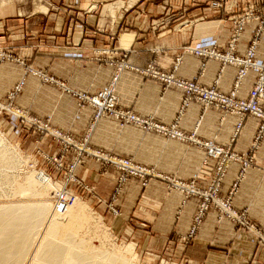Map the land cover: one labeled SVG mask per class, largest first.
I'll return each mask as SVG.
<instances>
[{"label": "crops", "instance_id": "1", "mask_svg": "<svg viewBox=\"0 0 264 264\" xmlns=\"http://www.w3.org/2000/svg\"><path fill=\"white\" fill-rule=\"evenodd\" d=\"M64 1L65 15L62 18L50 15L45 23L40 17L22 15L18 5L0 4V53L12 54L19 60L11 63L0 59V101L21 80L25 66L47 72L58 85H45L28 77L16 99V110L47 122L74 140L86 141L92 149L131 160L155 176L145 187L138 179L128 180L119 196L112 200L117 172L88 160L74 173L87 191L81 192L77 186L75 189L76 184L69 188L74 187L72 191L78 198L103 220L113 222L112 229L125 226L137 231L146 227L147 231L139 233V237L150 250L166 244L177 247L179 243L171 240L172 236L188 233L199 200L169 190V183H193L199 190L207 189L218 161L206 160L198 145L214 144L238 156L251 157V165L242 174L239 162L229 164L219 193L227 198L235 189L231 196L234 208L245 211L251 222L264 229V138L252 150L258 120L246 119L236 132L238 117L192 102L177 123L180 138H170L133 125L121 126L108 117L94 122V109L79 107L75 97L94 95L111 83L115 72L101 61V51L126 49L131 69L118 74L116 80L119 107L152 118L163 126L175 124L182 90L172 87L164 91L160 82L143 77L137 69L154 64L165 73L174 68L180 79L198 77L204 58L190 50L228 52L235 21L245 14H262L264 0ZM215 2H220V9L211 6ZM174 10L178 17L174 26L154 27L157 22L153 20L170 16ZM258 25L256 18L246 23L234 42L233 55L246 54ZM205 61V70L198 77L200 84L229 94L237 67L215 59ZM256 61L264 63V27ZM256 78L257 72L250 70L237 92L239 98L248 97ZM0 141L2 146H11L29 161L30 169L58 176L50 161L58 158L60 145L41 139L4 108H0ZM0 158L9 161V157ZM72 158L73 153H68L65 164ZM9 163L14 169L13 163ZM186 255L191 264H264V248L228 222L218 221L214 211L204 218Z\"/></svg>", "mask_w": 264, "mask_h": 264}, {"label": "rangeland", "instance_id": "2", "mask_svg": "<svg viewBox=\"0 0 264 264\" xmlns=\"http://www.w3.org/2000/svg\"><path fill=\"white\" fill-rule=\"evenodd\" d=\"M55 1H57L58 3L55 4L54 3ZM164 1L165 0H163V2ZM12 3L15 5H18L20 7L22 15H25V16L30 15V16L40 17L41 18L40 20L42 21V23H45L48 16H50V15H57V16L59 15V16H61V18H62V16L65 15L64 10L66 9V7H65V1L64 0H0V4H4V5H9ZM216 5L221 6L220 2H215V3L211 4V6L215 9L221 8V7L217 8ZM250 15H254L255 17L257 16V14H254V13L250 14ZM177 19H178L177 13H176V10H174V13H172L170 16H165V17L163 16L157 20H153V21L157 22L154 27L158 29V28H162L164 26H169V27L174 26L177 22ZM232 40H231V42H232ZM231 42H230V44H231ZM211 50H214V49H193L190 51H192L194 53V51H211ZM128 54H129V52L126 49H123V50L122 49L104 50V51L100 52V56H102L101 61L105 65L110 66L114 69V72H115L114 76L112 78L111 83H109L107 87H105L103 90H100L99 92H97L94 95L77 94L75 97L78 100V106L79 107L88 106V107L93 108L88 103L89 99L93 98L94 96H97L101 92L111 90L115 94V88H116L115 84H116V80L118 78V74H121L125 70L131 69V66L128 62ZM0 59L5 61V62H11V63L12 62H19V60L17 58H15V56H13L12 54L0 53ZM205 60H208V59L203 60L201 67H200L198 77H201L204 70H205V67H206V61ZM175 65L177 66V64H175ZM24 68H25V70H24L23 77L13 87V89L7 94V96L2 101H0V108L8 109L9 116L16 118L17 121H19V123L23 127L27 128L29 131L37 134L41 139L46 138V139L52 140L49 136L43 135V134L41 135L39 132H36L35 130L31 129L30 120H36V121H39L41 123L47 124L48 126H50V125L47 122H43L41 120L33 118L32 116L27 115L24 112H20L19 110H16L15 102H16L18 95L21 93V91L25 85V81L28 77L37 78L42 84H45V85H58V84L54 80V78L50 77L47 74V72H44L41 70H35L34 68H32L30 66H25ZM137 72H139L143 77H145L147 79L156 80V81L160 82L162 84V89L164 91L169 89V88H172V87L177 88L179 90H182L180 87H178L177 83L187 84V83L197 82L198 84H200V82L198 81V77H195L191 80L180 79V78H177L175 76L174 68H173V71L171 73H165V72H161V71L157 70L154 64H148L143 69H137ZM161 78H163V79H161ZM164 78L170 79V81L167 82ZM59 86H60V88H64L63 85H59ZM182 92H183L182 104L180 107L179 114L175 120V124H173L171 126H163L161 124L156 123L152 118H149V117L143 118V117L137 116L135 114L141 120H147L151 124L150 128L147 130H145L139 126H136V127H139L146 132H154V133L161 134L163 136L170 137V138H180L181 133L178 132V130H177V123L179 121V118L183 114L184 110H186V108L190 105V103L196 102V101H191L188 104V106L184 108L183 102L185 99V93L183 90H182ZM79 96H81L82 100L79 99ZM87 98H89V99H87ZM116 99H117V97H116ZM117 103H118V99H117ZM118 107H119V103H118ZM120 109H122V108H120ZM124 110H126V109H124ZM94 111H95V109H94ZM95 114L96 113H94V122H95ZM108 118H111V117H108ZM112 119H114V118H112ZM116 121H118V120H116ZM119 124H120V122H119ZM123 126H125V125H123ZM156 126L163 128L164 131L157 130ZM173 132L178 133L179 135L174 136V135H172ZM74 141L81 144V142H83L84 140L83 141L74 140ZM0 145H1L0 150H1V148H2L3 152L7 150V154H8V155H0V156L3 158L9 157L10 162L13 163V165H14V169H11L12 168L11 164H10V168H9V164H8V169H9L8 172H11V171L14 172V176H12V178H13L12 183L13 184H6L5 185L3 182V179L0 180V207H2L4 205H5V207L9 206V205L16 206V207L23 206V205L24 206H27V205H38V206H40L41 205L42 207H45V209H46V217L42 223L43 224L42 226L46 227L50 218L54 217V218H56V220L60 224L66 225L67 227H69L73 230H76V232L78 231L80 236L85 238L88 243L90 242L89 243L90 245L97 246L100 249L103 248L102 250L110 251L112 249L111 251H113V250H115V248L116 249L120 248L119 250H123V248L125 249V248L131 247L130 248L132 251L131 257L134 259L133 260L134 264H191V263H189V259L186 255V251L189 247H191L193 245L194 238L197 235V232L199 231V229H200V227L204 221V218L207 216V214L210 211H214L216 213L218 221L228 222L237 231H240L241 233H243L247 236H251L260 247L264 248V229H262L261 227L255 225L253 222H251L247 218V214L245 211H240V210L235 209L233 204H232L231 196L235 192V189L233 190V192H231V195L229 194V196L227 198L222 197L219 193L220 188H221V184H222L223 179L225 177V173H226L228 166L231 162H239L242 165L241 174L244 172V170H246L251 165V162H250V164H248V166H244L245 161H246V156L241 157V156H238L237 154L231 152L230 150H226V149L222 148L224 151H229L232 155H234V157L236 159L227 162L225 172H224V176L220 182L219 189L217 190V193L215 194L214 198L211 200V203L208 205L207 210L205 212L202 210L201 206L204 202V199L210 193L209 189L211 188V186L215 183V181L217 179L216 178L217 169L222 164V160H223L221 157L216 158V159H207V157H206V160H217L218 165L216 167L215 176L212 180L211 185L205 190L204 189L199 190L196 187L198 189V192H194L188 186V185H190V183L178 184L177 182L176 183L170 182L169 188H168L169 190L179 191L182 194H184L186 198H189V197L197 198L199 200L198 209H197V212L193 218V222H192V225H191L188 233L185 235H182V236H178V235L172 236L173 238L171 240H173L175 243L178 242L179 246L172 247V244H166L165 246L161 247L160 249L154 248V250H150L147 247V242L146 241L144 242L143 241L144 239L142 237L141 238L139 237V233L143 234L144 231L145 232L147 231L146 227H142L141 229H138L137 227H135L140 231H138V230L135 231L136 229H134V230L131 229L132 231L130 229L127 230L125 226H120L121 228L116 227V228L112 229V226H113L112 223L113 222H109L108 220H103L99 216V213H97L94 209L90 208V206L88 207L87 204H85V202H82L78 198V196H77L78 194L76 192L72 191V189L74 187H75V189H77V187H78L79 190H81V192L82 191L85 192V191H87V188L84 185H78V184L75 185V183H68L69 185H67L68 186L67 188L69 189L70 193H72V194L69 193L68 196H66V199L74 196L72 203L70 205L67 204V206L62 204L58 207V209H56L55 203H54V199L56 197L55 194L56 195L57 194H61V195L64 194V192H65L64 186L66 184L65 181H66V178L68 175L67 170H68L70 164L72 163V160H71L69 163L65 164V157L67 156L68 153H73V156L78 154L79 149H80V147L78 145H74L75 147H72V149H70L68 151V153L63 157L62 151H61V145L59 144L60 145V153H59L58 158L55 161H50V163H52V165L54 166V168L56 169V171L58 173L57 177L48 176L44 172H40V173H42V174H40L39 171H35L34 169H30L31 163L27 160H24L20 155H18V152L16 150H14L11 146L10 147L9 146H2L1 141H0ZM198 146L203 149L205 156H206V150L203 148V146H201V145H198ZM214 146L219 147L216 145H214ZM88 147L90 149H92L90 147V145H88L87 148ZM219 148H221V147H219ZM4 149H6V150H4ZM9 152L12 154L10 155ZM0 153H1V151H0ZM20 159H21V161H19ZM88 160L94 161L91 158H87L85 161H88ZM0 161L4 162V160H2V159ZM17 161H19L18 164H16ZM58 161H60L62 163V166H63V169L59 170V171L57 170V168L55 166V162H58ZM16 165H18L17 168H16ZM36 174L37 175L40 174L42 176L49 178V182L54 184L56 189L54 190L51 187H50L51 189H49V187H47L45 189L44 187L46 185H44L43 188L45 189V192L42 190L43 193H41V188H40L41 185L38 182H33L34 183V185H33L34 190H32L33 186L29 185L28 177L34 178L36 176ZM154 178H155V176H153V179ZM24 182L26 184L28 183L27 186ZM28 185L31 188L30 190H28L29 189ZM70 185H75V186L73 188H69ZM187 186L189 187L190 190L187 189ZM123 188H122V190H123ZM31 190H32V192L29 193ZM51 190H52V192H51ZM32 193L33 194L35 193V194L33 195ZM37 193H39V194H37ZM119 194H116L115 189H114V192L112 195V200H115V198L118 197ZM226 201L229 202L230 207H231V209L229 211L223 210V208L221 206V202H226ZM78 208H80V210ZM76 224H77V226H76ZM72 226L75 227L76 229H74ZM41 235H42V233L40 230L36 237L38 238ZM108 247H110L111 249ZM34 250L35 249L33 247L30 248L28 258L30 256H32V253H34L33 252ZM23 264H28V260L25 261Z\"/></svg>", "mask_w": 264, "mask_h": 264}, {"label": "built area", "instance_id": "3", "mask_svg": "<svg viewBox=\"0 0 264 264\" xmlns=\"http://www.w3.org/2000/svg\"><path fill=\"white\" fill-rule=\"evenodd\" d=\"M220 8V5H216ZM258 20V28L254 34V37L250 43V46L246 54L242 57H238L232 54L234 42L238 39L242 33L246 23L251 19ZM264 27V11L259 16L248 15L239 18L235 21V31L234 37L230 44V50L226 53H220L215 50L211 51H194V53L204 59H215L220 61L223 65H233L237 67L236 78L233 84V89L229 94H224L217 90L216 87H204L197 82L194 83H177L185 93V99L183 102V107H187L191 101H196L203 105L204 108H214L222 111L224 114L234 115L239 118V123L236 126V132H238L242 127V122L248 118H254L258 120L259 125L255 135L254 144L252 150L256 149L258 144L264 138V63L258 64L256 61L257 48L259 40ZM250 70H255L257 72V78L253 83V86L249 92L247 98H239L237 92L239 91L244 79L246 78ZM163 79V78H161ZM167 82L170 79L164 78ZM79 99L82 100L81 96ZM89 99V98H87ZM86 99V100H87ZM95 109V120L111 117L120 122L123 125H133L139 126L145 130L150 128V122L147 120H141L133 112L129 110L120 109L118 107L117 99L115 94L109 90L104 91L89 99L88 102ZM31 129L39 132L41 135L49 136L53 141L58 142L61 145L62 156L64 157L74 145L80 147L79 153L73 156L72 163L67 170V178L65 181V192L63 195L55 194V207L62 204L65 206L72 203L73 197L66 199V196L70 193L67 188L68 183H75L76 185H81V183L75 178L74 172L77 167L81 166L87 158L93 159L95 162L110 167L117 172L115 193L119 194L124 187V185L130 179H138L141 185L145 187L148 182L153 178L152 172L142 166L136 165L131 160L114 158L110 155L104 154L99 150H93L89 147L87 148V142L83 141L81 144L77 143L69 137L58 130L53 129L47 124L41 123L36 120H30ZM159 131H164L163 128L157 127ZM172 135L178 136V133L173 132ZM181 136V135H180ZM203 148L206 150L207 159L222 158V164L217 169L216 181L209 189L210 193L204 199L201 206L202 210L205 212L211 200L214 198L217 190L219 189L220 182L224 176L225 168L228 161L235 160L236 158L229 151H224L222 148L215 147L213 144H202ZM251 162V157H246L244 166H248ZM57 170H62L63 166L60 161L55 162ZM191 190L198 192V189L193 183L188 185ZM187 186V189L189 187ZM189 189V190H190ZM72 194V193H70ZM211 194V195H210ZM223 210L229 211L231 209L228 201L221 202Z\"/></svg>", "mask_w": 264, "mask_h": 264}, {"label": "bare ground", "instance_id": "4", "mask_svg": "<svg viewBox=\"0 0 264 264\" xmlns=\"http://www.w3.org/2000/svg\"><path fill=\"white\" fill-rule=\"evenodd\" d=\"M0 151V155H8L7 150L3 152L1 148ZM9 161H0V180L3 179L5 185L13 184L14 172H8L9 169L6 168L10 165ZM40 174H36L34 178L28 177L29 185L33 186V182H38L41 185V193L45 192L47 187L55 190L56 187L49 182V178ZM29 185L28 190L31 189ZM45 217L46 209L41 205L0 207V264H23L27 260L28 264H134L131 247L123 250L115 248L113 251L108 247L110 251L102 250L103 248L90 245L78 231L60 224L54 217L50 218L46 227L42 226ZM40 230L42 235L37 238ZM32 247L35 249L34 253L28 258Z\"/></svg>", "mask_w": 264, "mask_h": 264}]
</instances>
